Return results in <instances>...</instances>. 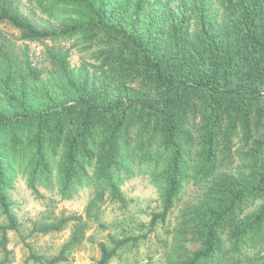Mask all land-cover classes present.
I'll return each mask as SVG.
<instances>
[{
    "label": "trees",
    "instance_id": "1",
    "mask_svg": "<svg viewBox=\"0 0 264 264\" xmlns=\"http://www.w3.org/2000/svg\"><path fill=\"white\" fill-rule=\"evenodd\" d=\"M34 4L24 14L0 0V24L23 42L72 41L90 61L72 68L67 51L48 50L45 81L25 52L0 44V264L9 263L6 232L19 228L14 163L33 189L52 181L55 163L64 196L88 187L120 200L134 172L146 175L162 200L150 226L194 187L186 212L198 248L177 264H215L227 243L235 264L243 250L264 249V0ZM37 12L58 24L41 26ZM137 240L100 243L97 264ZM65 260L64 250L49 261L29 253L24 264Z\"/></svg>",
    "mask_w": 264,
    "mask_h": 264
},
{
    "label": "rangeland",
    "instance_id": "2",
    "mask_svg": "<svg viewBox=\"0 0 264 264\" xmlns=\"http://www.w3.org/2000/svg\"><path fill=\"white\" fill-rule=\"evenodd\" d=\"M14 2L24 14L35 7L33 0ZM59 13L63 15V12ZM35 18L41 21V26H56L59 21L38 12ZM0 44L25 52L29 61L44 69L42 77L45 81L48 77L45 71L49 67L46 60L48 50L67 51L72 68H79L85 60L90 61L89 54L74 46L72 41H19V33L6 24H0ZM16 167V163L11 167L14 183L8 196L12 203L10 212L19 228L16 232H6L8 264H24L29 253L49 261L62 250L66 260L58 264H97L100 256L98 245L104 243L111 249L113 246L109 239L138 238L136 242H130L118 250L109 264H177L187 253L198 248L189 230L186 212L187 206L195 199L194 187L187 188L181 201L177 202L163 222L159 220L150 226L153 216L162 211V200L161 189L154 186L146 175L134 172V176L120 187L122 196L117 200L109 193L103 194L88 187H80L64 196L58 184L55 163L52 181L42 180L36 183L35 189L17 172ZM65 218L73 220L58 232L32 233L35 227L57 223ZM4 225L5 218L0 210V226ZM225 252V256L216 260L215 264L236 263L237 259L228 243ZM2 259L0 248V261ZM27 264L37 263L30 261ZM239 264H264V249L243 250Z\"/></svg>",
    "mask_w": 264,
    "mask_h": 264
}]
</instances>
